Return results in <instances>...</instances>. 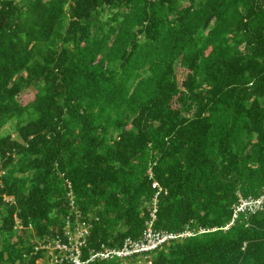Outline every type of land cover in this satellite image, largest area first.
<instances>
[{
	"label": "trees",
	"instance_id": "trees-1",
	"mask_svg": "<svg viewBox=\"0 0 264 264\" xmlns=\"http://www.w3.org/2000/svg\"><path fill=\"white\" fill-rule=\"evenodd\" d=\"M263 186L264 0H0V264H48L76 212L84 264H264V212L233 217ZM153 199L193 234L88 260Z\"/></svg>",
	"mask_w": 264,
	"mask_h": 264
},
{
	"label": "built area",
	"instance_id": "built-area-1",
	"mask_svg": "<svg viewBox=\"0 0 264 264\" xmlns=\"http://www.w3.org/2000/svg\"><path fill=\"white\" fill-rule=\"evenodd\" d=\"M154 186L156 185L153 184V187ZM261 210H264V192L262 196L258 198L239 199L237 205L234 208L233 217H236V214L239 212H245L247 216ZM154 213L155 210L151 214L152 219L155 218ZM78 214L79 213L76 212V215L79 217ZM78 217L74 223L68 218L65 219L61 233L55 234L54 239L47 240L44 244L40 243L38 245V248L47 250L48 254L46 261L48 264L64 262L67 264L85 263L81 260L82 249L87 243V237L90 232L91 224H89L86 220H81L80 218L78 219ZM151 228L152 220L147 223V227L143 232V237L140 240L126 238L118 248H110L102 244L99 250L90 254L88 260L93 261L96 259L112 258L118 259L120 261L126 260L135 254L151 251L165 243L167 240L177 237V235L173 233L164 234L160 232H152ZM188 234L189 233H184L178 236L184 237ZM120 264L125 263L123 261Z\"/></svg>",
	"mask_w": 264,
	"mask_h": 264
},
{
	"label": "clouds",
	"instance_id": "clouds-1",
	"mask_svg": "<svg viewBox=\"0 0 264 264\" xmlns=\"http://www.w3.org/2000/svg\"><path fill=\"white\" fill-rule=\"evenodd\" d=\"M153 184H155L156 186H154V187H157V184L156 183H153ZM153 184H152V187H153ZM153 187V188H154ZM263 192H264V186H263V188H262V192H261V194L259 195V196H257V197H251V196H249V197H242L241 195H239V197H238V201H239V199H248V198H258V197H260V196H262V194H263ZM67 196L69 197V206L71 207V210H74L73 209V206H74V195H73V193L70 191L68 194H67ZM5 199H11V198H5ZM238 203V202H237ZM150 205H151V209H150V213H149V218L145 221V224H144V229L142 230V236H143V232H144V230L146 229V227H147V223L150 221V220H152V223H153V221L155 220V218H156V216H155V218L154 219H152V216H151V214L153 213V211L155 210V212H156V210H157V208H156V200L155 199H153L152 200V202L150 203ZM72 213H75V210L74 211H71ZM260 212H264V210H261V211H257V212H255V213H253V214H251V215H255V214H257V213H260ZM154 215H155V213H154ZM249 216V215H248ZM65 221V220H64ZM64 223V222H63ZM89 223V222H88ZM90 224V223H89ZM231 225V223H229L228 225H227V227H229ZM91 228V227H90ZM187 234V233H189L187 236H184V237H188V236H191L193 233H192V231H190V230H188V231H184L183 233H180V234ZM178 234V233H177ZM180 234H178V235H180ZM177 235V237L176 238H184V237H180V236H178ZM125 240V239H124ZM120 247V246H119ZM118 248V247H117ZM129 258H133V256H131V257H129ZM127 260V259H126ZM121 263V262H120ZM119 263V264H120ZM125 264H129V263H126V262H124ZM132 264V263H131Z\"/></svg>",
	"mask_w": 264,
	"mask_h": 264
},
{
	"label": "rangeland",
	"instance_id": "rangeland-1",
	"mask_svg": "<svg viewBox=\"0 0 264 264\" xmlns=\"http://www.w3.org/2000/svg\"><path fill=\"white\" fill-rule=\"evenodd\" d=\"M29 97H33V95L31 94ZM149 207L151 209V205L149 204ZM136 264H139V262H137Z\"/></svg>",
	"mask_w": 264,
	"mask_h": 264
}]
</instances>
